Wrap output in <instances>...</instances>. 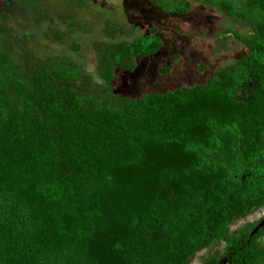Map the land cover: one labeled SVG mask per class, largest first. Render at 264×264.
<instances>
[{
    "label": "trees",
    "instance_id": "trees-1",
    "mask_svg": "<svg viewBox=\"0 0 264 264\" xmlns=\"http://www.w3.org/2000/svg\"><path fill=\"white\" fill-rule=\"evenodd\" d=\"M194 1L251 24L228 29L245 53L204 82L136 96L85 92L75 63L0 27V264H190L264 206V0ZM155 28L101 61L105 83L160 49ZM263 219L206 264H264V225L250 235Z\"/></svg>",
    "mask_w": 264,
    "mask_h": 264
},
{
    "label": "rangeland",
    "instance_id": "rangeland-1",
    "mask_svg": "<svg viewBox=\"0 0 264 264\" xmlns=\"http://www.w3.org/2000/svg\"><path fill=\"white\" fill-rule=\"evenodd\" d=\"M43 13L40 18L20 0H0V27L23 41L36 57L67 58L83 73L77 82L99 98L118 94L136 96L204 82L214 71L230 65L245 53L234 37L251 33L249 22L235 20L215 4L194 0L184 15L165 14L147 0H32ZM154 25L162 46L152 56L133 57L130 69L114 67L110 84L99 67L121 43L131 42ZM250 80L239 93L244 98ZM264 216V206L237 222L226 233L232 236L244 225ZM199 251L190 264L216 260L224 239ZM264 244V237L261 239Z\"/></svg>",
    "mask_w": 264,
    "mask_h": 264
},
{
    "label": "water",
    "instance_id": "water-1",
    "mask_svg": "<svg viewBox=\"0 0 264 264\" xmlns=\"http://www.w3.org/2000/svg\"><path fill=\"white\" fill-rule=\"evenodd\" d=\"M263 225H264V219L261 220L260 222H258L257 226L254 227V229L251 231L250 235H253L258 230V228L263 226Z\"/></svg>",
    "mask_w": 264,
    "mask_h": 264
}]
</instances>
